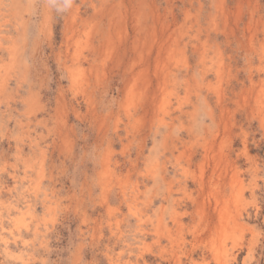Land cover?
I'll return each instance as SVG.
<instances>
[{
    "label": "rangeland",
    "instance_id": "obj_1",
    "mask_svg": "<svg viewBox=\"0 0 264 264\" xmlns=\"http://www.w3.org/2000/svg\"><path fill=\"white\" fill-rule=\"evenodd\" d=\"M0 264H264V0H0Z\"/></svg>",
    "mask_w": 264,
    "mask_h": 264
}]
</instances>
